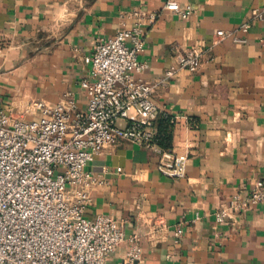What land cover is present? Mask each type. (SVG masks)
I'll use <instances>...</instances> for the list:
<instances>
[{
    "label": "crops",
    "instance_id": "0c3cea01",
    "mask_svg": "<svg viewBox=\"0 0 264 264\" xmlns=\"http://www.w3.org/2000/svg\"><path fill=\"white\" fill-rule=\"evenodd\" d=\"M168 1L0 0V111L39 119L32 100L55 106L67 94L85 109V57L137 24L146 39L140 59L149 64L137 77L146 82L161 81L176 49H206L198 71L179 69L153 95L169 116L157 121L169 146L188 154L186 177L164 175L157 152L120 139L88 164L108 182L88 188L87 216L110 215L127 236L140 234L145 264H264V207L215 218L264 180V20L253 15L264 0H174L192 9L186 19L166 10ZM218 30L233 35L218 40ZM128 250L125 241L108 263L120 264Z\"/></svg>",
    "mask_w": 264,
    "mask_h": 264
},
{
    "label": "built area",
    "instance_id": "2783aa9c",
    "mask_svg": "<svg viewBox=\"0 0 264 264\" xmlns=\"http://www.w3.org/2000/svg\"><path fill=\"white\" fill-rule=\"evenodd\" d=\"M165 9L185 19L192 12L174 0ZM253 15L264 20V5ZM250 27L245 23L240 31L247 34ZM231 35L225 30L216 33L218 40ZM234 38L247 42V37ZM260 42L264 46V38ZM145 46L140 24L98 42L85 57L90 69L81 81L88 98L83 110L67 94L55 106L32 100L43 114L39 119H15L0 111V264H109L108 258L125 241L129 250L120 264H145L140 234L127 236L110 215L87 216L92 202L88 188L108 182L88 170V164L106 147L126 139L157 152L164 175L186 177L188 154L164 144L157 121L169 116L153 95L159 83L179 69L198 71L206 53L197 46L175 48V64L160 82L149 83L137 77L149 68L140 59ZM258 206L264 207V180L256 181L245 198L235 195L224 202L215 218L223 223Z\"/></svg>",
    "mask_w": 264,
    "mask_h": 264
},
{
    "label": "trees",
    "instance_id": "16d2710c",
    "mask_svg": "<svg viewBox=\"0 0 264 264\" xmlns=\"http://www.w3.org/2000/svg\"><path fill=\"white\" fill-rule=\"evenodd\" d=\"M162 118H163L164 120H169V119H168L169 117H164V116H162ZM162 135H163V134H162ZM163 137H164V144H165V145H169V144H168V140H167V138H165L164 135H163Z\"/></svg>",
    "mask_w": 264,
    "mask_h": 264
}]
</instances>
